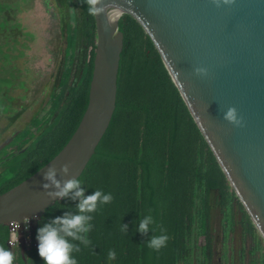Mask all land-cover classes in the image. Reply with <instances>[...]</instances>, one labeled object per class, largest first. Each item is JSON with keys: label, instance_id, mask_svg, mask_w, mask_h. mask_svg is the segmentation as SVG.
<instances>
[{"label": "trees", "instance_id": "obj_1", "mask_svg": "<svg viewBox=\"0 0 264 264\" xmlns=\"http://www.w3.org/2000/svg\"><path fill=\"white\" fill-rule=\"evenodd\" d=\"M68 2L75 16L66 26L63 71L44 115L33 118L0 149V164L19 157L16 175L0 186V194L49 162L67 143L85 111L96 41L95 20L89 13L88 0ZM118 31L123 35V49L115 110L78 178L89 193L102 189L111 192L114 199L93 214L91 244L81 245V251L74 255L79 264H206L211 256V194H216L223 220L229 226L233 203L243 208L150 38L127 14L119 18ZM12 51L15 49L9 43L0 45V95L15 82L10 63L17 56L11 57ZM79 51L82 64L72 83ZM64 211H75V204L69 199L58 200L35 220L24 254L26 264H44L37 253L36 230ZM144 215H152L156 222V231L148 236L135 232L134 222L138 224ZM121 223L129 225L127 233L120 231ZM161 230L169 239L166 247L154 251L146 242L151 235L162 234ZM8 238V226L0 225V246L14 253V264H24L19 246L9 247ZM109 250H115V260L109 261Z\"/></svg>", "mask_w": 264, "mask_h": 264}, {"label": "water", "instance_id": "obj_2", "mask_svg": "<svg viewBox=\"0 0 264 264\" xmlns=\"http://www.w3.org/2000/svg\"><path fill=\"white\" fill-rule=\"evenodd\" d=\"M95 50L85 111L63 148L30 177L0 194V225L32 229L58 201L41 188L44 171L70 164L79 178L106 133L115 110L123 35L130 15L152 41L171 81L210 147L238 201L264 241V0H98ZM196 68L207 69L197 75ZM235 107L243 119L223 118Z\"/></svg>", "mask_w": 264, "mask_h": 264}, {"label": "rangeland", "instance_id": "obj_3", "mask_svg": "<svg viewBox=\"0 0 264 264\" xmlns=\"http://www.w3.org/2000/svg\"><path fill=\"white\" fill-rule=\"evenodd\" d=\"M75 12L68 0H0V45L9 43L10 66L15 82L0 95V149L35 117L44 115L52 90L64 68L66 26L74 20ZM14 24L19 27H14ZM16 41V45H13ZM6 52V47H3ZM21 54V55H20ZM73 67L75 82L82 64V52ZM3 61L0 57V67ZM3 107L6 111H3ZM18 158L0 164V186L17 173ZM210 233L212 256L210 264H248V250L252 242L244 235L241 217L235 208L234 227L225 242L228 261H218L222 255L221 208L215 193L211 194ZM244 247V259L239 251Z\"/></svg>", "mask_w": 264, "mask_h": 264}, {"label": "clouds", "instance_id": "obj_4", "mask_svg": "<svg viewBox=\"0 0 264 264\" xmlns=\"http://www.w3.org/2000/svg\"><path fill=\"white\" fill-rule=\"evenodd\" d=\"M228 2V0H225ZM98 0H88L89 13L96 15L100 9L97 7ZM197 75H207V69L196 68ZM223 118L235 126H242L243 119L235 107H229L224 112ZM70 172V164H62L59 169L52 165L47 167L43 174L41 188L46 195L54 200L69 199L75 204V211H64L62 215L52 217L48 222L36 230L37 253L44 264H79L75 253L81 251V245L88 247L91 244L89 235L93 229L92 221L94 215L103 206L110 204L114 197L111 192L102 189L89 191L83 182L72 177L61 179L59 176L67 177ZM135 232L143 236L156 231V222L152 215H144L135 224ZM129 225L121 223L120 231L127 233ZM162 231L160 235H151L146 242L147 246L154 251L166 247L168 235ZM109 261L116 259L115 250H109ZM15 256L12 251L0 246V264H14Z\"/></svg>", "mask_w": 264, "mask_h": 264}, {"label": "flooded vegetation", "instance_id": "obj_5", "mask_svg": "<svg viewBox=\"0 0 264 264\" xmlns=\"http://www.w3.org/2000/svg\"><path fill=\"white\" fill-rule=\"evenodd\" d=\"M238 200V199H237ZM239 202V201H238ZM240 203V202H239ZM242 206V205H241ZM237 209L239 211L240 217H241V221L239 222L240 225H242L243 228V233L244 235H248L250 241L252 242V246L250 247V249L248 250V257H249V262L248 264H261V261L264 260V241L263 239L260 237L259 233L257 232V230L255 229V227L253 226L248 214L245 212L244 208L243 210H241L238 206V203H233V210ZM232 210V224L229 226V224H227V222H225L223 220V215L221 213L222 216V255L220 256V258H218V261L220 262L222 261H228L229 256L225 246V242L228 241L229 235L230 233L233 231V227H234V212ZM245 212V213H244ZM246 214V215H245ZM35 220L32 222V226L34 224ZM251 225L253 226V228L251 227ZM28 245V244H27ZM244 251V247L240 249L239 254L241 256V259H244L245 255L243 253ZM211 256H212V244H211ZM210 256V257H211ZM211 261L209 259V261L206 264H210Z\"/></svg>", "mask_w": 264, "mask_h": 264}, {"label": "built area", "instance_id": "obj_6", "mask_svg": "<svg viewBox=\"0 0 264 264\" xmlns=\"http://www.w3.org/2000/svg\"><path fill=\"white\" fill-rule=\"evenodd\" d=\"M18 230H19V224L16 222H11L8 225V231H9V238L7 241V244L9 247L13 248L18 245ZM30 231L31 228L27 221L24 222V236L27 241V244L31 243L30 238Z\"/></svg>", "mask_w": 264, "mask_h": 264}]
</instances>
